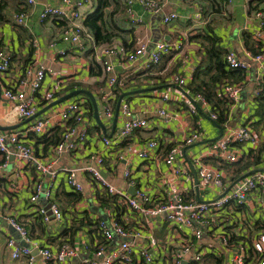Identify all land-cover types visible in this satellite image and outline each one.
<instances>
[{
    "label": "crops",
    "instance_id": "crops-1",
    "mask_svg": "<svg viewBox=\"0 0 264 264\" xmlns=\"http://www.w3.org/2000/svg\"><path fill=\"white\" fill-rule=\"evenodd\" d=\"M155 1L162 4L159 12L147 11L141 0H133L131 5H128L127 0H109L105 9V26L108 33L112 34L111 43L96 45L94 39L85 37L83 45H73L61 39V33L67 25L65 20L55 18L40 21L39 19L40 11L44 6L60 5L62 0H36L32 6L22 0H0V48L8 51L12 58L8 73H0L2 91L6 85L16 83L27 65L34 64L39 68H46L48 69L46 78L38 95L48 89L57 88L59 95L62 96L72 91L69 89L72 86L74 90H90L89 86H94L93 91H90L97 98L104 124L111 129L114 116L105 117L102 101L98 95L101 87L107 90L110 87L101 63L103 56L94 46L123 50L124 57H111L119 80L115 90L128 92L155 87L154 90L129 95L124 99L130 104L134 117L148 120L147 128L136 130L128 138L107 147L103 140L106 136L104 131L92 121L89 136L84 144H81L74 153L63 154L59 158L54 154L55 144H51L50 139L45 141V138L55 133L61 136L63 132L61 125L52 126L51 131L46 135H36L28 131L34 119L21 118L14 103L3 98L0 100V126L3 128L0 130L6 133L24 134L25 139L33 145L44 162L56 159L53 163L55 174L50 176L26 166L15 156L6 161L4 154L0 152V264H46L38 252L34 253L35 259L32 262L26 256L12 257L14 247L7 245L8 239L13 238L17 246H22L25 242L22 238L21 240L14 238L3 225L4 220L10 222L12 218L29 230L31 240L34 242L53 250H57L66 241L72 242L71 244L82 250L87 244L90 248L82 251L83 256L94 255L93 239L98 234L96 221L99 218H106V215L96 199L97 190H102V187L98 182L93 184L90 174L84 170L92 163L90 158L92 154L105 156L103 175L109 178L116 188L129 195H134L137 188H144L153 196L161 198L169 196V185L164 180L175 179L165 158L174 142H182L190 137L193 130H200V135L193 143L184 146L180 156L192 159V162L197 157L203 156L205 161L217 163V160L207 156V148L210 143L222 136L224 126L211 118V105L201 106V103L193 98L195 95L188 94V85L194 71L204 60L202 45L196 39H192V36L200 31H212L221 38L222 45L227 50H234L240 58L252 62L248 52L252 54L254 52L248 49L244 34L249 35L255 47L264 49V33L257 36L262 30V21L255 16L257 10L264 12V0H234L232 4H227L224 0ZM97 4L98 0H87L82 8L85 19L88 14L95 11ZM129 7L132 13L129 12ZM22 10L27 13V19L20 25L15 21V15ZM171 12H176L178 18L171 23L164 22V16ZM162 40L178 42L180 48L164 55L159 63H151L148 54L153 50L155 43ZM52 42H55V45H52ZM141 42L147 44L148 54L135 61L127 60V53L136 49ZM175 74L187 79L188 85L185 88L171 82ZM243 74V79L238 81L243 83L241 97L229 123L251 125L260 134L261 144L256 148L257 150H254L251 144L244 148L253 158L257 153L263 158L264 112L259 111L260 102L256 92L261 82H264V76L260 75L258 67L253 64ZM164 92H170L174 98L164 100L162 98ZM116 99L117 96L110 102L115 108ZM194 104L197 111L191 112ZM58 107H51L43 115H53L57 118ZM42 108L43 106L40 109ZM161 108L168 111V116L160 113ZM123 122L124 116L120 112L115 132L121 128ZM215 138L217 139L214 140ZM152 139L158 140L159 146L148 159L142 160L126 150L128 146L139 148ZM177 162L178 166H182L181 158H178ZM248 162L252 163L249 167L258 164L253 163L254 160ZM259 165L260 168L264 166ZM70 168L78 169V179L85 188L81 193L82 198L78 201L68 195L75 191L67 182ZM127 169L131 170L135 185L125 176ZM37 181H42L45 187L52 186V198L46 199L42 196L37 201L30 200L33 186ZM179 185L184 190L185 199H190L192 196L198 198L194 182L186 177H180ZM213 198L214 194L206 191H202L199 197L203 201ZM52 200L60 204L65 217L61 221L52 218L49 222H45L39 209L44 207L51 215ZM85 213L88 218L87 216L84 218V229L77 231L71 239L69 232H66L67 229L74 223L79 224L78 221ZM132 213L129 210L124 218L135 223L136 219L131 215ZM262 215L251 213L252 225H247L245 231L251 233L264 231V214ZM88 219L92 221V226L87 225ZM153 227L157 235L159 233L164 237L165 233L159 230L156 222L146 223V228ZM67 264H81V259L74 258Z\"/></svg>",
    "mask_w": 264,
    "mask_h": 264
},
{
    "label": "built area",
    "instance_id": "built-area-1",
    "mask_svg": "<svg viewBox=\"0 0 264 264\" xmlns=\"http://www.w3.org/2000/svg\"><path fill=\"white\" fill-rule=\"evenodd\" d=\"M22 1L30 6L36 3V0ZM132 1L127 0L128 5H131ZM224 1L232 4L234 0ZM86 2L87 0H62L60 5H46L40 11L39 19L40 21L55 18L65 20L67 25L61 33V39L69 44L83 45L85 37L94 39L84 25L85 15L82 8ZM141 2L149 12H159L162 8V4L155 0H141ZM128 9L132 13L131 8ZM255 16L262 21V30L257 34L259 37L264 33V12L257 10ZM177 18L178 14L171 12L164 16V22L171 23ZM26 19L27 13L23 10L15 15L17 24H24ZM135 20L141 21V19ZM52 45H55V42H52ZM94 47L103 56L101 63L110 87L109 90L101 87L98 95L102 101L105 117L112 118L115 107L110 102L117 96L115 85L119 80L111 57H124L123 50L107 46ZM179 48L178 42L162 40L156 42L153 50L148 54L147 44L141 42L136 49L127 53L126 59L135 61L148 54L151 63H159L164 55L171 54ZM248 54L252 62L240 58L236 51L228 50L225 57L228 67L248 70L253 64L258 67L260 75L264 76V49L255 54L251 52ZM11 65L10 53L0 48V73H8ZM47 70L29 64L15 84H8L3 88L2 98L14 103L21 118H32L42 106L45 107L61 97L57 88L48 89L38 95ZM171 82L184 88L188 85L187 79L177 74L172 77ZM242 87V82L225 81L221 84L219 94L228 102L227 121L223 125L222 136L210 143L207 148V156L217 160L216 164L205 161L203 156L197 157L193 162L192 159L180 156L184 146L193 143L200 135V130H193L191 136L182 142H174L165 158L171 174L175 177L173 180H164L169 185V196L163 198L153 196L144 188H137L134 195L124 193L103 175L105 156L97 153L90 156L92 163L84 170L90 174L92 183L98 182L102 190L117 195L118 202L125 205L127 210L119 218L113 208H101L106 218H99L96 221L98 234L93 239L94 255L83 256L82 251L90 248L87 244L82 250L66 241L57 250H53L34 242L31 240L29 230L12 218L9 220L10 223L26 242L22 246H17L13 238L8 239L7 245L14 247L12 257L26 256L32 262L35 259L34 250H38L46 264H67L69 260L78 257L81 259V264H264V231L260 233L245 231L247 225H252L251 213H260L261 216L264 214V166L260 168L259 165H264V157L255 166L243 170L238 167L254 160L244 146L251 144L254 150H257L261 138L251 125L229 123L237 109ZM180 93L184 95L183 92ZM256 93L257 97L264 95V82H261ZM162 98L171 100L174 96L170 92H164ZM193 98L200 102L201 106L210 105L200 92L195 93ZM57 106H59L57 118L42 114L34 118L28 131L36 135H46L51 131L52 126L61 125L62 136L54 146V154L59 158L63 154L74 153L81 144H84L89 136L90 124L95 120L90 114L85 95H77ZM195 111L197 107L194 104L191 112ZM120 112L124 116V122L112 137L108 135L104 137V144L107 147L128 138L134 131L149 126L146 118L134 117L130 104L124 100ZM160 113L168 116L165 108H161ZM210 116L213 120H218V112L211 110ZM158 146L159 141L152 139L139 148L128 146L126 150L143 160L151 157ZM0 152L4 154L6 161L15 156L26 166L33 167L43 175L55 174L53 163L56 159L44 162L33 145L25 139L24 134L6 133L0 130ZM178 158L182 159V166L177 165ZM220 162L225 164H219ZM77 173V168L68 169L67 182L76 192L83 193L85 188L78 179ZM125 176L135 185L130 169L125 171ZM180 177H186L195 183L196 188L198 186V190L195 191L199 192V197L202 191H206L212 192L214 198L203 201L191 195L190 199H185L184 190L179 185ZM194 179L198 180V184ZM42 196L46 199L52 198V186L45 187L42 181H37L33 186L30 200L37 201ZM97 202L100 207L98 200ZM129 210L133 212L131 215L136 219L135 223L124 218ZM39 212L45 222H49L52 218L61 221L65 217L63 209L55 200L50 203L51 215L44 207H41ZM150 221L156 222L159 230L165 233L164 237L154 232L155 227L146 228V223ZM250 230L255 229L250 228ZM99 236L104 243H100Z\"/></svg>",
    "mask_w": 264,
    "mask_h": 264
},
{
    "label": "trees",
    "instance_id": "trees-1",
    "mask_svg": "<svg viewBox=\"0 0 264 264\" xmlns=\"http://www.w3.org/2000/svg\"><path fill=\"white\" fill-rule=\"evenodd\" d=\"M109 0H98L97 7L94 12L88 14L84 21V25L88 29L89 33L94 38L96 45H101L105 43H111L112 41V34L108 33L106 26H105V17H106V7L108 6ZM246 37V44L248 49L252 52L257 53L262 50L259 46H254L251 43V38L248 34H244ZM192 39H196L202 45V50L204 52V60L198 66L193 74L192 80L188 85L189 94L195 95V93H202L206 100L212 106V110L218 112V122L223 124L227 121V112H228V102L223 97L220 96L219 91L221 84L225 81L230 82H238L242 80L244 77L243 69H230L226 63V54L228 50L222 45L221 38L217 36L212 31H200L196 35L192 36ZM232 80V81H231ZM74 86L70 87V90L73 89ZM89 89L93 91L94 86H89ZM116 91L117 99L123 93L122 91ZM84 95V94H80ZM259 106L260 112H264V95L259 97ZM87 104L90 109V114L93 117V105L91 101L87 98ZM99 128V126H97ZM62 136V134H61ZM60 134H53L49 138H45V141L50 139L51 144H57L61 139ZM261 161L260 154L254 155V162L259 163ZM252 163H247L246 165L242 166L239 165V169L243 170L249 167ZM75 198L76 201L82 198L81 193L79 192H71L68 194ZM97 200L100 203V208H113L120 218L124 212H126V207L122 203L118 202L117 195L110 194L109 191L103 189L102 191H97ZM74 200V199H73ZM87 214L85 213L84 217L78 221V223H74L70 228L67 229L68 235L72 239L74 235L80 229H84L85 223L84 218H86ZM88 218V216H87ZM101 219V218H100ZM77 221V220H76ZM88 226H92V221L88 219L87 222ZM95 230V229H94ZM91 232V231H90ZM101 239V237L99 236ZM70 242V241H69ZM72 243V242H71ZM100 243H104L101 239Z\"/></svg>",
    "mask_w": 264,
    "mask_h": 264
},
{
    "label": "water",
    "instance_id": "water-1",
    "mask_svg": "<svg viewBox=\"0 0 264 264\" xmlns=\"http://www.w3.org/2000/svg\"><path fill=\"white\" fill-rule=\"evenodd\" d=\"M154 89H155V87L148 88V89L144 88V89H138V90H132V91H128V92H123L119 96L118 101H117V105L115 108V114H114V118H113V124L111 126V129L109 127H106V125L103 122L96 96L94 95V93L92 91L87 90V89H75V90H72V91L62 95L61 97L57 98L56 100L52 101L50 104H48L45 107H43L42 109H40L30 119H34V118L44 114L48 109H50L51 107L57 106L58 104H60L61 102L65 101V100H68V99L75 97L77 95H80V94H84L91 101V103L93 105V117L95 119V122L104 131L105 135L112 137L115 130H116V126H117L118 119L120 116V111H121V104H122L123 100L125 99V97L129 96V95L149 91V90H154ZM0 100H2V87H1V85H0ZM0 129H3V128L0 126ZM109 130H111L110 133H109ZM219 137H217V138H219ZM217 138H215L214 140H216ZM196 184H198V180H196ZM196 189L198 190V186ZM197 193H198V197H199V192H197ZM3 225L8 228V230L12 233L14 238L21 240L20 232L15 228V226L12 223L8 222L7 220H4ZM23 244H26V243L24 242ZM36 252H38V250H34V253H36Z\"/></svg>",
    "mask_w": 264,
    "mask_h": 264
},
{
    "label": "rangeland",
    "instance_id": "rangeland-1",
    "mask_svg": "<svg viewBox=\"0 0 264 264\" xmlns=\"http://www.w3.org/2000/svg\"><path fill=\"white\" fill-rule=\"evenodd\" d=\"M158 236H160V234L158 233Z\"/></svg>",
    "mask_w": 264,
    "mask_h": 264
}]
</instances>
